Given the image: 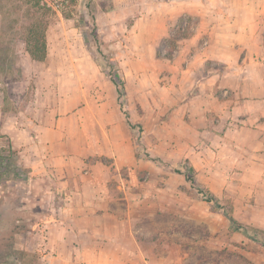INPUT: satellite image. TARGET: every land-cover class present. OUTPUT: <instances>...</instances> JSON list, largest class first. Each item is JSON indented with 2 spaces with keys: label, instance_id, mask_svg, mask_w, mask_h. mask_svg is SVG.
I'll return each mask as SVG.
<instances>
[{
  "label": "crops",
  "instance_id": "0c3cea01",
  "mask_svg": "<svg viewBox=\"0 0 264 264\" xmlns=\"http://www.w3.org/2000/svg\"><path fill=\"white\" fill-rule=\"evenodd\" d=\"M248 1L152 0L126 29L127 39H134L126 49L152 52L180 26L190 29L176 41L174 53L162 59V91L152 86L146 92L151 100L152 93H168V104L178 98L174 110L180 119L176 127L166 124V134L177 133V156L188 159L209 190L216 192L214 180L227 185L236 174L242 194L260 200L256 210L264 214V92L249 88V82L260 80L251 76L254 67L263 79L264 63L255 21L260 12L248 13ZM244 14L247 22L241 20ZM136 73L130 79L138 91L142 82ZM52 94L32 107L24 122L5 131L32 174L52 182L45 192L60 197L46 220L53 228L52 263L138 264L146 241L127 217L130 202L120 201L131 188L111 186L118 176L111 169L131 170L136 162L116 93ZM98 156L111 162L102 163Z\"/></svg>",
  "mask_w": 264,
  "mask_h": 264
},
{
  "label": "rangeland",
  "instance_id": "374dc122",
  "mask_svg": "<svg viewBox=\"0 0 264 264\" xmlns=\"http://www.w3.org/2000/svg\"><path fill=\"white\" fill-rule=\"evenodd\" d=\"M151 1L0 0V143L6 147L12 145L4 151L11 152L7 166L12 171L18 170L16 176L9 173L0 180V244L6 242L11 233L14 235L17 229L20 230L15 235L16 246L35 251L31 258L35 263L57 264L50 259L49 236L53 228L46 220L53 202L59 204L60 197L52 199L45 192L52 182L32 174L22 162L20 148L12 144L5 131L31 116L30 109L42 104L44 99L48 100V93L51 99L52 93H116L90 50L100 49L104 53V57L98 53L95 57L97 61L101 58L104 65L109 58L117 65L125 83L123 102L132 121L142 125V129L135 128L133 132L143 143L144 152L183 160L177 156V133L170 137L165 130L167 123L176 127V121L180 119V114L174 110L178 98L174 97L168 104V93H156V96L152 93L154 98L151 100L146 91L152 86L157 87L156 91H162L165 82L162 59L174 53L176 41L190 29L182 30L180 26L152 52L126 49L127 42H134V39H127L126 29L138 15L146 12V4ZM246 5L248 13L255 9L260 12L255 21L264 63V0H250ZM247 16L244 14L242 22L250 20ZM38 21L45 25L46 56L42 61L32 60L25 44L28 28ZM84 38L89 46L84 43ZM118 59L130 61L119 64ZM134 70L142 82L138 91L130 79ZM105 71H111V67L107 66ZM251 76L262 79L256 67ZM260 80L249 82L252 93L264 92V75L263 82ZM160 103H165L166 107L162 108ZM131 132L125 127L126 136ZM97 158L102 163L111 162L102 156ZM135 159L131 170L127 167L111 169L112 173H118L111 186L124 184L131 188L132 194L120 201L130 202L127 217L135 224L136 235L146 241L142 247L143 260L137 259L138 264H264V246L241 231H233L226 215L204 200L182 174L143 157ZM194 176L200 185L209 189L196 172ZM236 176H230L227 185L220 178L214 180L216 192L213 194L226 209L230 205L233 207L231 214L235 220L243 224L246 220L264 221V214L256 210L262 203L256 201L254 195L242 194V185L237 184L242 180ZM235 196L239 197L234 201ZM245 225L249 230L264 231V224ZM261 235L264 239V232ZM6 253V248H0V264H12L9 258L16 264L30 258L22 260V257H16L17 254Z\"/></svg>",
  "mask_w": 264,
  "mask_h": 264
},
{
  "label": "trees",
  "instance_id": "16d2710c",
  "mask_svg": "<svg viewBox=\"0 0 264 264\" xmlns=\"http://www.w3.org/2000/svg\"><path fill=\"white\" fill-rule=\"evenodd\" d=\"M40 23L41 22L38 21V22L32 24L28 28L29 30H28L27 36L25 38L26 51H27L28 55L30 56V58L32 60H36V61H42L46 56V40H45V31H44L45 25L44 24L41 25ZM84 43L86 45H88V40L86 38H84ZM96 53H98V55H102V57H104V53H102L100 51V49H98L96 52L95 51L92 52L90 50V54H91L93 60L98 65L101 66L102 70L104 69L105 74L109 77V79L111 80V82L114 86V89L116 92L117 103H118L120 112L123 116L125 125L132 131L131 132V139L135 143V152H134L135 158L143 157L145 159L152 160V161H154V162H156L162 166H167V167L171 168L172 171H174L176 173L182 174L184 176L185 180H187V182H189L190 185L195 187L198 194L204 200L212 203L214 206H216L225 215L230 216V219H228V220H229L230 227L233 231H241L243 234H245L249 238H251L257 242H260L264 246V239L261 235V233L263 234L264 231L258 230V229L249 230L245 224L235 220L231 214L233 207L230 205V207L228 209H226L225 206L222 205L220 200L209 189H206L204 186L200 185L196 181L195 176H194L195 170L190 165V163L187 161V159H183L180 161L163 159L161 157L152 156L149 153L144 152L143 143L141 142L140 139H138V137L134 136V132H133L135 130V128H141L142 129V125L138 122H133L131 120L130 115H129V111L126 108L125 103L123 102V98L125 95V83L121 79V77L118 73L117 65L113 64L110 61V58L106 60V64L104 65L101 61V58L98 57V59H99L98 61L95 59V57H97ZM167 56H170V55L167 54ZM107 66L111 67V71H105ZM1 138H2V135L0 134V140H1ZM7 147L12 148V145L8 144ZM7 147L0 143V180L3 176H7L9 173L11 175H15V176L18 173L17 169L12 171V170H10V167L7 166L8 162H10V157H11V152H4V151L8 150ZM23 229L25 230V232L27 231L25 228H23ZM28 231H30V229H28ZM18 232H21V231L17 229V233H14V235H12V233H11L9 238H7L6 242H3L2 244H0V248H2V247L6 248V250H7L6 254L7 255L17 254L16 257H22V260H24L27 257H30L22 263L20 261L19 263H21V264H41V263H35L31 259L35 256L34 255V253H36L35 251L30 252L26 248H24V246L23 247L16 246V242H18V240H17V237L15 235H18ZM38 257L39 256H37V259H39ZM8 260L10 263L16 264V262L14 263L13 261H11L10 258Z\"/></svg>",
  "mask_w": 264,
  "mask_h": 264
},
{
  "label": "water",
  "instance_id": "95a60500",
  "mask_svg": "<svg viewBox=\"0 0 264 264\" xmlns=\"http://www.w3.org/2000/svg\"><path fill=\"white\" fill-rule=\"evenodd\" d=\"M226 217H227L228 219H230V216L226 215Z\"/></svg>",
  "mask_w": 264,
  "mask_h": 264
},
{
  "label": "built area",
  "instance_id": "2783aa9c",
  "mask_svg": "<svg viewBox=\"0 0 264 264\" xmlns=\"http://www.w3.org/2000/svg\"><path fill=\"white\" fill-rule=\"evenodd\" d=\"M186 25V24H185Z\"/></svg>",
  "mask_w": 264,
  "mask_h": 264
}]
</instances>
